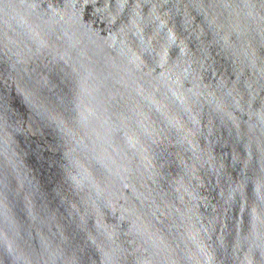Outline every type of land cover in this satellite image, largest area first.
<instances>
[{"label":"water","instance_id":"1","mask_svg":"<svg viewBox=\"0 0 264 264\" xmlns=\"http://www.w3.org/2000/svg\"><path fill=\"white\" fill-rule=\"evenodd\" d=\"M0 264H264V0H0Z\"/></svg>","mask_w":264,"mask_h":264}]
</instances>
